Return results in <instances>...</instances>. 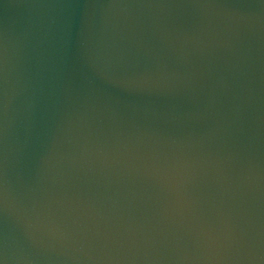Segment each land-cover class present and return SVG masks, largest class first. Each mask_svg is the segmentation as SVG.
Instances as JSON below:
<instances>
[{
  "label": "water",
  "instance_id": "1",
  "mask_svg": "<svg viewBox=\"0 0 264 264\" xmlns=\"http://www.w3.org/2000/svg\"><path fill=\"white\" fill-rule=\"evenodd\" d=\"M0 264H264V0H0Z\"/></svg>",
  "mask_w": 264,
  "mask_h": 264
}]
</instances>
